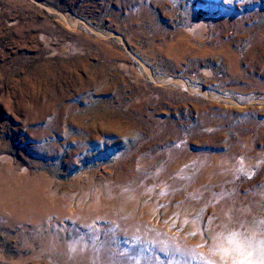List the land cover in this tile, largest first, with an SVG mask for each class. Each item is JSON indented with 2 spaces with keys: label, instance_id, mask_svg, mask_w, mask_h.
<instances>
[{
  "label": "rangeland",
  "instance_id": "rangeland-1",
  "mask_svg": "<svg viewBox=\"0 0 264 264\" xmlns=\"http://www.w3.org/2000/svg\"><path fill=\"white\" fill-rule=\"evenodd\" d=\"M264 259V0H0V264Z\"/></svg>",
  "mask_w": 264,
  "mask_h": 264
},
{
  "label": "snow or ice",
  "instance_id": "snow-or-ice-1",
  "mask_svg": "<svg viewBox=\"0 0 264 264\" xmlns=\"http://www.w3.org/2000/svg\"><path fill=\"white\" fill-rule=\"evenodd\" d=\"M237 237L238 234L232 233L231 237L228 239V243L233 244L235 246V250L244 257V259L239 261V264H252V261L250 259L251 251L246 252L245 250V245L249 249L252 247L251 239H238ZM259 264H264V259H260Z\"/></svg>",
  "mask_w": 264,
  "mask_h": 264
}]
</instances>
